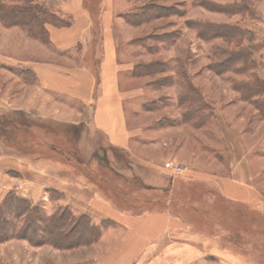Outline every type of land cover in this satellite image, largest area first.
<instances>
[{
	"label": "rangeland",
	"instance_id": "rangeland-1",
	"mask_svg": "<svg viewBox=\"0 0 264 264\" xmlns=\"http://www.w3.org/2000/svg\"><path fill=\"white\" fill-rule=\"evenodd\" d=\"M35 2L60 17L46 19L47 30L52 25H69L74 10L81 5L94 15L96 31L102 12L107 7L114 11L111 27L119 59L126 69L121 73V88L130 92L127 122L135 136L129 149L121 151L111 148L106 137L90 131L86 123H74L72 115H61L56 109L48 113L52 117L39 115L37 93L29 94L25 89L31 71H26L23 62L40 57L38 47L50 45L48 36H34L28 20L12 26L0 20V116L36 124L28 134H13V141L0 135V201L12 190L5 181L19 175L18 169H28V163L32 167H51L55 171L51 175L95 188L119 210L134 213L167 207L195 225L203 223L208 233L219 238L223 250L264 264V203L253 206L229 200L214 184L201 178L209 174L236 177L254 183L264 194V110L259 109L258 98L246 97L240 89L252 72L264 80V0ZM25 3L0 0L6 6ZM160 6L175 13L158 16L156 7ZM144 10L149 11L148 16L136 22ZM200 24L208 28L203 29L201 37ZM233 25L237 27L231 29ZM237 29L243 34L241 47L230 39V33ZM219 47L246 49L251 60L249 70L244 71L239 59L219 72L222 66H218L214 52ZM90 59L94 64L98 62L93 56ZM190 89L195 106L204 105L205 117L201 118L185 97ZM5 155L12 157L2 159ZM5 167L14 170L8 172ZM135 177L145 186L138 185ZM124 178L130 180L123 183ZM35 190L32 195L37 203L44 204V218L55 214L60 204L52 199H58L59 193L49 195L43 189ZM45 223L38 224V231L31 227L26 232L44 235ZM94 233L89 228V241ZM92 243L58 248L12 238L0 242V261L86 264L83 260L90 257L88 246Z\"/></svg>",
	"mask_w": 264,
	"mask_h": 264
},
{
	"label": "crops",
	"instance_id": "crops-1",
	"mask_svg": "<svg viewBox=\"0 0 264 264\" xmlns=\"http://www.w3.org/2000/svg\"><path fill=\"white\" fill-rule=\"evenodd\" d=\"M83 8L81 5L74 10L69 25L49 27L50 45H39L38 59L22 61L31 71L25 89L29 94L37 93L39 115L52 117L48 113L53 109L61 115H72L70 120L74 123H86L90 131L104 135L111 148L125 151L135 133L127 122L126 101L130 92L121 88V73L126 69L119 59L111 27L114 11L107 7L102 12L96 31L94 15ZM89 56L98 62L92 63ZM28 167L22 171L15 167L20 174L9 177L5 181L7 187L35 203V188L49 195L59 193L58 199L52 200H58L76 215L86 214L91 224L100 228L98 239L88 246L91 253L83 260L86 264L90 260L92 264H257L223 250L219 238L208 233L203 223L195 225L170 208L122 211L95 188L51 175L55 174L51 167H32L29 163ZM5 169L9 172L14 167ZM201 178L214 184L229 200L253 206L264 203V194L249 181L211 174Z\"/></svg>",
	"mask_w": 264,
	"mask_h": 264
},
{
	"label": "trees",
	"instance_id": "trees-1",
	"mask_svg": "<svg viewBox=\"0 0 264 264\" xmlns=\"http://www.w3.org/2000/svg\"><path fill=\"white\" fill-rule=\"evenodd\" d=\"M26 2L24 6H6L0 4V20L3 21L8 26L12 25H20L23 24L25 20H28V26L30 27L31 31L35 32L32 33L37 38H42V35L45 33L48 36V30L46 29V23L49 19L53 18H60L56 13L51 12L50 9L40 3L35 2V0H23ZM157 9L158 16H165L174 14L173 10H165L164 6H160ZM149 11L144 10L142 14H140V18H135V21L138 22V19H144L145 16H148ZM145 15V16H144ZM23 18L20 20L18 17ZM48 19L47 21H45ZM70 22V21H69ZM68 22V24H69ZM67 24V23H66ZM66 24H63L66 26ZM233 29L237 26H231ZM198 35L201 37L203 36V29L208 30L205 24H200L198 26ZM39 29V30H38ZM238 32L230 33V39L237 42L239 47H241V41L243 34L237 29ZM39 31V32H36ZM171 37V36H170ZM243 49H236L233 50L229 48L228 50H224L223 48L219 47L215 49V55L219 58L218 66L222 68L219 69V72H223L225 69H228L231 65L235 64L240 59V62L244 64L246 72L249 70V64L251 60L249 59V55ZM223 59L226 63H223ZM249 60L248 64L245 62ZM224 61V62H225ZM179 70V68H178ZM26 71H30L27 69ZM251 78L245 84L240 86V89L244 90L247 94L246 97L253 96V100L257 98V104L259 105V109L264 110V98L262 94L264 93V80L260 79L257 73L252 72L250 74ZM181 80V79H180ZM190 88V85L187 86ZM256 96V97H255ZM186 98L191 100V106L194 107L196 104L195 102V95L194 92L190 89L187 93L186 90ZM261 99V100H260ZM198 110V115L205 117L207 113L204 109V105L200 104L199 107H194ZM204 110V111H202ZM3 116H0V135L6 139L7 141H13V134L20 132L29 133L32 128L36 126L35 123L28 122L27 119H14L8 120L4 119ZM13 123V125H12ZM99 163L104 165L103 160L97 159ZM129 178H124L121 180L123 183L129 181ZM135 182L140 186H145L144 182L140 179L135 177ZM43 204L35 203L33 200L22 196L15 190H11L6 196L0 201V242L8 241L12 238L18 239H26L31 244L34 245H41V244H51L58 248H71L81 245L83 243L93 242L98 239V233L100 232V228L96 227L91 224L89 217L86 214H79L76 215L73 211L62 204L58 205L56 208L55 214H52L48 218L45 217L43 212L44 208ZM45 222H50L48 225ZM45 223L44 225L46 228L44 229V235L37 236L34 234H29L26 232L27 230H37L38 231V224ZM37 227V228H36ZM89 228L91 232L94 233L92 236L93 240L89 241ZM88 231V232H87ZM98 235V236H96ZM0 264L2 263L0 261Z\"/></svg>",
	"mask_w": 264,
	"mask_h": 264
}]
</instances>
